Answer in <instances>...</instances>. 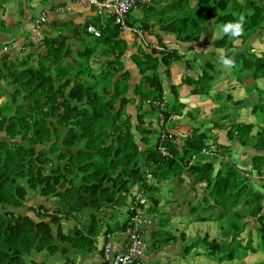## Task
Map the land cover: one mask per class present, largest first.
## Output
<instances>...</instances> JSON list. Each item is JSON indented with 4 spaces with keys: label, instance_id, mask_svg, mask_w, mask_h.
I'll return each mask as SVG.
<instances>
[{
    "label": "trees",
    "instance_id": "1",
    "mask_svg": "<svg viewBox=\"0 0 264 264\" xmlns=\"http://www.w3.org/2000/svg\"><path fill=\"white\" fill-rule=\"evenodd\" d=\"M159 1L162 0L139 5L140 9L147 8V14L138 18V24L127 13L136 25L129 32L137 36L142 31L154 34L151 23L163 21L158 32L171 34L179 42L192 43L202 35V44L224 49L223 54L231 48L234 65L227 67L224 75H233L248 95L234 99L229 92L214 89L217 83L214 78L220 76L221 68L205 60L200 74L183 78L180 83L193 85L190 92L194 95L225 101L222 108L214 110L223 113L210 126L217 130L224 128V134L221 138L197 127H191L185 135L174 133L170 117L180 114L183 104L178 102V88L174 84L169 86L172 99L166 102L156 69L162 66L167 74L170 63L179 54L166 47L156 33L155 46L141 42L146 47H138L131 54L141 81L126 96L128 72H120L123 68L120 58L127 45L117 38L120 27L111 16L106 17L103 26L99 25L98 36L89 34L94 37V44L100 46L102 60L96 69L89 61L94 45L82 48L79 60L74 58L73 63H68L65 60L68 50L57 44L56 38L46 36L27 42L28 64L3 53L0 56V264H46V259L47 264H64L63 255L69 256L68 264H80V257L93 249L92 237L102 226L100 219L107 215L111 219L114 209L104 208H112L118 194H129L124 219L119 224L106 223L104 232L125 229L133 214L127 206L138 190L152 205L144 209L143 200L137 206L153 216L158 181L177 177L184 171L192 177L193 184L210 185L208 197L203 198L205 205L200 201L190 206V211L204 212L217 206L222 212L198 218L219 220L221 225L213 236L203 232L185 243L183 254L201 247L197 254L213 257L216 261L213 264L224 261L264 264V258L257 263L239 261L247 251L264 253V50L255 53L248 43L261 27L264 6L252 0H214L213 7H210L212 0H164L165 5L157 7ZM135 4H138L136 0L132 8ZM240 16L244 17L243 35H225L223 25ZM216 27L220 35L211 38ZM34 45L38 51L32 48ZM245 79L251 82L245 84ZM260 79L263 87L256 84ZM252 91L257 98L248 101ZM135 97L136 114L126 113L125 107L133 104ZM226 107L231 114L226 113ZM247 107L256 116L255 122L236 121L238 110ZM145 117H154L160 125L155 127ZM254 125L257 128L251 134ZM253 137L252 150L245 149L243 146H248V139ZM210 141L213 150L204 152L211 148ZM160 147L166 154H161ZM247 175L252 178L248 179ZM132 185L137 187L134 192H130ZM30 196L39 202L28 204ZM58 200L65 209L57 203L53 206ZM79 212H86L90 221L86 224L78 221L75 213ZM168 217L159 221L160 227L166 226ZM70 220L82 225L67 227L64 222ZM62 227H67L65 232ZM161 231V234L169 233ZM184 236L183 232L179 233L183 240ZM169 237L173 236L158 239L156 247ZM67 246L73 255L66 253ZM40 253L42 257L36 260L35 255Z\"/></svg>",
    "mask_w": 264,
    "mask_h": 264
},
{
    "label": "crops",
    "instance_id": "2",
    "mask_svg": "<svg viewBox=\"0 0 264 264\" xmlns=\"http://www.w3.org/2000/svg\"><path fill=\"white\" fill-rule=\"evenodd\" d=\"M152 0H136V3L147 6L151 4ZM241 2H245L246 0H240ZM250 1V0H249ZM256 2L259 5L264 6V0H252ZM165 1H159L156 6L159 5H165ZM138 4H135L136 6ZM136 8H142L139 5ZM106 10L102 6H96L93 7L87 3H79L76 0H0V56L5 53L9 58L14 57L17 53H21L16 46L18 44H21L24 42V40H30L31 42L39 37L46 36L47 38H56V43L61 44L62 47L68 50L69 54L68 57L65 58V60L68 63H73V59L76 58V60H79L78 54L79 51L82 50V48L85 47H92L94 45V51L92 56L89 58L90 65L93 69H96L102 60V57L99 54V45L94 44V37L85 33L84 31V25L87 23H91L94 26H96L97 29H99V25L103 26L104 21L106 17L108 16L107 13L105 15L101 11ZM40 12H44L46 14V19L44 22L40 24V26L37 28V30L34 29L32 20L35 18ZM140 14L141 11H138ZM129 14V12H128ZM127 17L125 19V22L128 27L134 28L136 25H133L131 22V19ZM152 27L151 33L154 34H148L144 31L143 33L140 32L141 36H137L135 34H132L129 32L128 29H122L120 28L119 33L117 35V38L123 40L126 43V49L122 57L120 58L121 63L123 65L122 71L128 72V77L126 79V82L128 84V89L126 91V96H130L132 92V88L134 85L138 84L141 81V74H139L136 63H134L131 59V54L137 51L138 47H142L144 49V46L142 43L146 45V43L150 46H155V33L161 37V42L166 44V47H170L176 50V52L179 54V58L174 60L170 63L169 66V72L165 74L163 72V67L158 66L156 71L158 76H160V81L163 86V88L166 90L168 89V95L166 94L165 98H169V86L170 84L177 85V93H178V102L183 104L180 109V114L178 115H171V119L175 120L177 123H175V127L172 130L174 133H181L180 130L183 127V125L189 127L192 124L193 121H186L179 123L182 116H186L191 119L192 115L198 114L199 110H204L207 113L206 107L208 104L212 103L211 96L208 98V96H205L204 94L194 95L190 92V89L193 88V85L189 84H182L180 83L183 78L186 77H194L196 76L195 70L196 66L198 65L195 62V59L200 57L202 52L205 53L207 50L204 48L196 46L193 42L187 43V42H178L175 40V37L171 34L167 33H161L158 32L157 24L151 23ZM36 34V39L33 38V35ZM142 42V43H141ZM201 42V41H200ZM4 44H9L7 46L6 50H2V46ZM14 46H13V45ZM27 43H24L26 46ZM192 44V46H191ZM96 45V46H95ZM206 46V45H204ZM210 47V46H208ZM32 48L35 49V51H38L37 47L34 45ZM211 48V47H210ZM25 52V48L23 49ZM210 51V50H209ZM27 52V51H26ZM211 52V51H210ZM203 57V56H202ZM205 59V57H204ZM2 62V61H0ZM94 65V66H93ZM96 65V66H95ZM200 74V73H199ZM166 87V88H165ZM181 90V93H180ZM182 93H185L184 95ZM172 99V95H170ZM137 102V98L135 97V101L133 104H128L125 107L126 113H132L135 115L134 111V104ZM204 102H207V105L204 106ZM203 104V106H201ZM209 115V114H208ZM212 121V120H211ZM172 123V120L170 121ZM189 124V125H188ZM193 127V126H191ZM187 131V130H186ZM237 148H235L236 150ZM215 164L214 166H217V160H214ZM239 164L242 163L239 160ZM181 177V178H178ZM178 178V179H177ZM172 187L170 189H166V193L163 194L161 185L164 183L166 185L165 180H159L157 183V187L159 191L154 192V196L158 198L157 205H156V215L157 220H154V215H150L149 213H146V215L151 217V224L147 226L144 230V240L146 242V249L144 251V254L142 255L141 260L144 261H152V260H162V258L167 257L168 264H171L175 259H178L179 262L177 264H184L185 256H183L182 247L185 243H188L192 240H194L198 235L190 236L188 231H194L196 226H194L191 222H186V220L189 218V215L191 214L190 211V203L194 205L195 203H198L202 201L203 198L208 197V191L210 190V185L207 186L204 182H199L196 184L192 183V177L189 175L187 171L182 172L181 175L177 177H172ZM154 181V179H151ZM167 186V185H166ZM136 185H132L130 192H134L136 189ZM166 188V187H165ZM249 188H253V185ZM169 190V191H168ZM168 191V192H167ZM183 192H185V196L181 195ZM205 196V197H204ZM188 198V200H187ZM116 204H119L116 206V204L113 206L114 210H118L120 204H123L126 206L127 202L129 201V194H122L116 196ZM209 199V198H208ZM207 200V199H206ZM209 202L211 203V200L209 199ZM152 204L150 201H148V204L146 203V207L148 208ZM121 208V207H120ZM123 210L125 207H122ZM222 212V209H220L217 206H212L209 208H206L205 211L202 213L201 216L197 217L200 219L207 216L208 214L212 213V216H217L219 213ZM166 213V214H165ZM117 215V212L114 211L111 219H109V215L107 217L104 216V220L101 218L102 223H106L105 221L113 220L115 216ZM167 215H169L167 219L166 226L160 227L159 221L163 218H166ZM114 222V221H113ZM219 220H205L201 221V232H206L208 235L213 236L219 226L221 225L219 223ZM101 223V224H102ZM86 224V223H84ZM114 224V223H113ZM111 224V225H113ZM219 225V226H218ZM67 227H69L67 225ZM66 227V228H67ZM198 229V228H197ZM161 230H168V234H161L158 233ZM204 230V231H203ZM65 232V230H63ZM105 231V225L100 227L99 234L101 238V244L98 248V261L95 260V255H92L90 253H85L80 257L79 263H85V264H100V248L103 241V234ZM122 231L119 233L112 232L111 234L114 235L113 238V244L115 247H119V243L123 237ZM162 232V231H161ZM184 233V240L179 237V233ZM201 233V234H202ZM172 235L173 237H169L166 241H162L158 247L156 245L158 244V239L165 238V236ZM187 237V238H186ZM200 237V236H198ZM187 239V240H186ZM177 240V243L175 244ZM175 248L177 250L170 254V252ZM149 252L148 255H145L146 252ZM187 254V253H186ZM184 254V255H186ZM192 254H189V257ZM201 255H203L201 253ZM63 262H68V257L61 256ZM68 264V263H67ZM175 264V263H174Z\"/></svg>",
    "mask_w": 264,
    "mask_h": 264
},
{
    "label": "rangeland",
    "instance_id": "3",
    "mask_svg": "<svg viewBox=\"0 0 264 264\" xmlns=\"http://www.w3.org/2000/svg\"><path fill=\"white\" fill-rule=\"evenodd\" d=\"M155 1V0H154ZM210 7H213V6H215V1L214 0H212L211 2H210ZM90 5V4H89ZM138 5H140V4H138ZM137 5V6H138ZM91 6H93V5H91ZM136 6V7H137ZM93 7H95L96 8V6H93ZM132 8L130 11H129V17L131 18V19H136L135 20V22L134 23H137L138 24V18H140L141 16H142V14L144 15V14H147V8L145 9V8H143V9H139V8ZM145 9V10H144ZM213 10H215L216 12H218V9L217 8H215L214 7V9ZM212 10V11H213ZM138 11H141L142 13L140 14ZM101 12H103V14L105 15V11L103 10V11H101ZM213 13H215V12H213ZM212 13V14H213ZM211 14V15H212ZM161 24H163V21H162V23H157V26L159 27V26H161ZM160 32V31H159ZM218 35H220V30L216 27V28H214V30H213V33H212V35H211V38H214V37H216V36H218ZM201 37H202V35L200 36V38L197 40V41H195V42H193L196 46H198V47H201V48H204L203 49V51L206 49L207 51L205 52V53H203L202 52V54H201V56L200 57H198V58H196L195 59V62L198 64L197 66H196V70H195V72L196 73H200V68H201V70L202 69H204L205 68V66L203 65V63L205 62V60H207V61H212L213 62V64H214V66L217 68V69H219V68H221V74H220V76H217L216 75V77L217 78H214V80L217 82L216 84H215V86H214V89H216V90H222V91H227V92H229L231 95H232V97L234 98V99H237V97H241V96H247L248 94L247 93H245V91L242 89V87H241V84L240 83H238L236 80H235V78H234V76L233 75H229V76H227V74H226V76L224 75L225 74V70L227 69V67H224L221 63H220V55L223 53V50L224 49H214V48H210V47H208V46H204V44H202V42H200L201 41ZM176 41H178L177 39H175ZM179 42V41H178ZM213 42V41H212ZM236 44H239V41L238 40H236V42H235ZM248 43L250 44V46L253 48V50L255 51V53H258L259 51H261V50H264V20L262 21V23H261V27L253 34V35H251L250 36V38H249V41H248ZM28 47L29 46H25V52H23L22 53V51H24V50H22V51H20L21 53H17L16 55H14V57L16 58V59H18V61L17 62H20V61H23V60H25V62L28 64L29 63V60H30V58H28L27 56H26V51L28 50ZM231 48H227L225 51H224V54L226 55V56H228V57H230L231 55H232V51L230 50ZM211 52H210V51ZM203 56V57H202ZM204 57H205V59H204ZM17 64V63H16ZM2 66V62H0V67ZM94 66V65H93ZM96 66V65H95ZM221 76H223V78L221 77ZM159 78H160V76H159ZM222 79V81H220ZM215 81H213V82H215ZM212 82V83H213ZM251 82V80L250 79H245V84H249ZM183 85L185 84V83H182ZM256 84L257 85H259V86H262L263 87V79H260V80H256ZM186 85V84H185ZM166 88V87H165ZM168 89L166 88V90L163 88V91H164V98H165V96H166V94L168 93V91H167ZM170 93V92H169ZM180 93H181V90H180ZM183 95L185 94V93H182ZM251 96H248L247 97V99H248V101H250V100H255L257 97H256V94H255V92L254 91H252L251 92ZM168 95V94H167ZM170 95H171V93L169 94V98H165L166 99V102H170V99H171V97H170ZM199 97H200V95H199ZM2 101V98H0V102ZM172 103V102H171ZM223 103H225V101L222 99H219V100H216V101H212V103H210V104H208V106L206 107V109H207V113L204 111V110H199L200 112L198 113V114H196V115H192V117H191V119L190 118H188V117H186V116H182V118H181V120L179 121V123H181V122H185L186 123V121H193L192 122V124L193 125H191V126H193V127H197L199 130H201V129H204V130H206V129H208L207 130V134H212V132H214V134L215 135H218V136H221V138H222V136H223V134H224V128L222 129V130H217L216 128L215 129H211L210 128V126H211V120H213V119H218L219 117H220V115L223 113V112H217V113H214V110L215 109H218V107H220V108H222V105H223ZM229 104H230V101L228 102ZM204 104V106H206L207 105V102H204L203 103ZM203 104H201V106H203ZM228 106V105H227ZM228 107H230V106H228ZM228 107H226V108H224V109H226V113L227 114H231L230 113V110H229V108ZM223 109V110H224ZM176 111H178V109L176 110ZM222 111V110H221ZM247 113H246V112ZM238 113L239 114H237V119H236V121H240V122H243V123H248V122H250V123H253V122H255V120H256V116L254 115H251L250 113H249V107H247L246 109H239L238 110ZM246 113V114H245ZM209 114V115H208ZM145 121H147V120H149V121H151L152 122V124L155 126V127H158L160 124H159V122L154 118V117H145V119H144ZM188 121V122H189ZM222 122V121H221ZM225 122V121H224ZM224 122L223 123H221L223 126H225L224 125ZM172 123H174L173 124V126L175 127V123H177L175 120H173L172 121ZM189 125V124H188ZM219 126H220V124H218ZM191 126H189V127H187V126H185V125H183V127H180L179 125H178V127L179 128H182V130H180V132H181V134H183V135H185V134H187L188 132H189V129L191 128ZM256 128H257V126H253L252 127V130H251V134L256 130ZM211 129V132L209 131ZM187 130V131H186ZM254 137L253 138H251V139H248V143H247V145L248 146H243L245 149H248V150H252V145H253V143H254ZM212 141H210L209 142V144L211 143ZM211 148L210 149H207V150H205L204 152H209V151H212L213 150V145H209ZM253 153V152H252ZM209 158L211 157V156H208ZM248 176V179L249 178H252V177H250V175H247ZM179 178H181V177H179ZM166 181V180H165ZM167 185V186H166ZM166 185L164 184V183H162V185H161V188H162V191H163V194H165L166 193V189H170L171 187H172V185H174L173 183H172V179H169V180H167L166 181ZM166 187V188H165ZM169 191V190H168ZM167 191V192H168ZM30 193V192H29ZM29 193H27L26 194V199L29 197L28 195H29ZM145 195H148V192L145 194ZM181 195H184L185 196V192H183ZM25 199V200H26ZM41 200V199H40ZM187 200H188V198H187ZM144 201H145V207H146V203L148 204V200H147V198L145 197L144 198ZM32 202H39V199L38 198H34L33 196H30V198H29V200L27 201V203L28 204H30V203H32ZM55 203H57L58 205H60L61 206V208H66V207H63L62 206V204H61V201L60 200H58V201H56V202H54L53 203V206H56L55 205ZM51 204H52V202H51ZM31 205V204H30ZM45 205H47V202L45 203ZM190 206H192V203H190ZM121 207V208H120ZM122 207H125L123 204H120V206H119V209L118 210H114V211H116L117 212V215L115 216V218L113 219V220H108V221H105L106 223H108V224H119V222L121 221V220H123L124 219V210H123V208ZM104 209H108V210H113V207L112 208H104ZM203 211V210H202ZM200 209H195L194 211H192L191 212V214L189 215V218L186 220V222H191V223H193L194 224V226H196L197 228H195V232L194 231H188V233H189V235L191 236H195L196 234L198 235V236H201V229H203L202 227H201V221L197 218V217H199V216H201L202 215V212ZM21 212H24V210L22 209L21 210ZM200 212H202V213H200ZM28 214H30L31 215V213L30 212H27ZM200 213V214H199ZM166 214V213H165ZM75 216H78V221H80L82 224H84V223H87V222H89L90 221V218L87 216V213L86 212H83V213H81V212H79V213H75ZM169 216V215H168ZM101 217H103V216H101ZM103 220H104V217L102 218ZM46 220V219H45ZM154 220H157V217H156V215H154ZM114 221V222H113ZM78 224V223H75V221H74V223H73V221L72 220H70L68 223H66V222H64V224L65 225H68V226H71L72 224L74 225V224H76L77 226H81L82 224ZM105 223V224H106ZM104 223H102V225L104 226L105 225ZM96 226L98 227V224L96 223ZM63 228V230H66V228H64V227H62ZM52 229H54V226L52 227ZM115 231H114V233H119L120 231L118 230V229H114ZM204 231V230H203ZM159 233V232H158ZM100 236V234H99V231H98V233L95 235V236H93L92 238H93V249H92V251H91V254L92 255H95V260H97L98 261V252H97V250H98V248L100 247V244H101V238L99 237ZM191 236V237H192ZM197 236V237H198ZM242 236L244 237V236H246L245 235V232H242ZM251 237L254 239V237H255V235H254V231H251ZM187 238V237H186ZM252 239V240H253ZM187 240V239H186ZM177 243V240H176V242H175V244ZM157 246V245H156ZM68 248H69V246H67L66 247V253H68V254H70V255H73V251H71V252H69V250H68ZM199 248H201V247H199ZM199 248H192L186 255H184V254H182L183 256H185V259H184V261H185V263L184 264H213V263H215L216 261H213L214 259H213V257L212 258H210V257H207L206 255H201V254H197V250L199 249ZM177 250V248H175V250L173 249L171 252H170V254H172V256L174 255L173 254V252H175ZM200 250V249H199ZM203 250V249H202ZM148 251L146 252V254L145 255H148ZM192 254L190 257H189V254ZM42 257V253H40V254H36L35 255V259L36 260H39L40 258ZM64 257H68V260H69V256L68 255H64ZM242 259H240L239 261H241V262H259V261H261L262 260V258H264V253H262V250H257L256 252H254V253H250L249 251H247L246 253H244V255H242ZM80 261V260H79ZM80 262H82V261H80ZM179 262V260L178 259H175L171 264H177ZM66 263H68V262H66ZM66 263H64V264H66ZM46 264H47V259H46ZM80 264H85V263H80ZM141 264H168V262H167V257L166 258H162V260H152V261H144V260H141ZM223 264H226V262L224 261L223 262Z\"/></svg>",
    "mask_w": 264,
    "mask_h": 264
},
{
    "label": "built area",
    "instance_id": "4",
    "mask_svg": "<svg viewBox=\"0 0 264 264\" xmlns=\"http://www.w3.org/2000/svg\"><path fill=\"white\" fill-rule=\"evenodd\" d=\"M79 3H87L93 6H102L108 16L113 18V23L117 24L122 29L131 30L125 22V18L130 9H132L135 0H76ZM46 19V14L40 12L32 20V24L35 30ZM84 31L87 34L98 36L100 31L92 24L84 26ZM36 39V34L33 35ZM28 40H24L23 43L18 44L16 48L19 51L24 49V43ZM9 44H4L2 50H6ZM13 45V44H12ZM14 46V45H13ZM162 105V103L160 104ZM163 135L161 134V137ZM161 154H166V150L160 147ZM147 177L150 175L147 174ZM144 197L140 190L134 193L133 200L129 202L127 209L133 211L127 221V226L121 232L123 237L119 243V247H115L113 244L114 235L110 232H104L102 238L100 259L104 264H141V258L146 249V242L144 240V230L151 224V218L145 214V212L137 206V203L143 202Z\"/></svg>",
    "mask_w": 264,
    "mask_h": 264
},
{
    "label": "clouds",
    "instance_id": "5",
    "mask_svg": "<svg viewBox=\"0 0 264 264\" xmlns=\"http://www.w3.org/2000/svg\"><path fill=\"white\" fill-rule=\"evenodd\" d=\"M222 32L225 35H231L233 37H240L241 35H243V33H244V17L240 16L238 19H236L234 21L227 22L225 25H223ZM219 59H220V63L224 67H231L234 65V60L231 59L230 57L226 56L223 53L220 55Z\"/></svg>",
    "mask_w": 264,
    "mask_h": 264
}]
</instances>
